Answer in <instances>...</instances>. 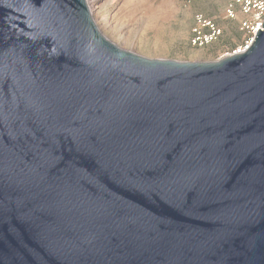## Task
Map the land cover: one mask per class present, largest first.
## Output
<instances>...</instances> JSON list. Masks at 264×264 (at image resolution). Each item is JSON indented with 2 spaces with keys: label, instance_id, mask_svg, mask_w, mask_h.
<instances>
[{
  "label": "water",
  "instance_id": "water-1",
  "mask_svg": "<svg viewBox=\"0 0 264 264\" xmlns=\"http://www.w3.org/2000/svg\"><path fill=\"white\" fill-rule=\"evenodd\" d=\"M0 264H264V22L178 62L0 0Z\"/></svg>",
  "mask_w": 264,
  "mask_h": 264
},
{
  "label": "rangeland",
  "instance_id": "rangeland-1",
  "mask_svg": "<svg viewBox=\"0 0 264 264\" xmlns=\"http://www.w3.org/2000/svg\"><path fill=\"white\" fill-rule=\"evenodd\" d=\"M260 0H88L101 32L149 59L216 62L246 46ZM264 2V0H261ZM248 6L252 11L246 12ZM213 24L216 40L194 43ZM200 31V30H199Z\"/></svg>",
  "mask_w": 264,
  "mask_h": 264
},
{
  "label": "built area",
  "instance_id": "built-area-1",
  "mask_svg": "<svg viewBox=\"0 0 264 264\" xmlns=\"http://www.w3.org/2000/svg\"><path fill=\"white\" fill-rule=\"evenodd\" d=\"M254 8L257 10L256 13H255V17H254V20L253 22L251 23H245L244 26L247 28V29H250L251 27V31L249 32L250 34V38H249V41L246 42V46L244 48H240V49H237L236 51H234L232 54L234 53H239V52H243L252 42L253 40V37L254 35L256 34V32L262 28V25H263V22H264V2L263 1H259V2H256L255 3V6ZM250 11H252V7L251 6H248L246 8V12L249 13ZM210 25V27L208 28L209 31L207 34H202L201 33V29L198 30V33L200 35H203V36H200L198 37L196 40H194V43H198L203 45L204 43H209L213 40H216L219 36V33H220V30L217 29L213 24H208Z\"/></svg>",
  "mask_w": 264,
  "mask_h": 264
},
{
  "label": "bare ground",
  "instance_id": "bare-ground-1",
  "mask_svg": "<svg viewBox=\"0 0 264 264\" xmlns=\"http://www.w3.org/2000/svg\"><path fill=\"white\" fill-rule=\"evenodd\" d=\"M89 3V2H88Z\"/></svg>",
  "mask_w": 264,
  "mask_h": 264
}]
</instances>
